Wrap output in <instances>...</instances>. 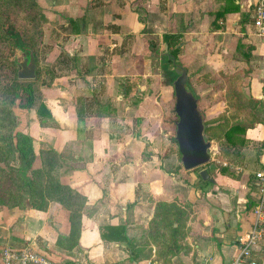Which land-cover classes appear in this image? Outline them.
<instances>
[{
	"label": "crops",
	"instance_id": "crops-1",
	"mask_svg": "<svg viewBox=\"0 0 264 264\" xmlns=\"http://www.w3.org/2000/svg\"><path fill=\"white\" fill-rule=\"evenodd\" d=\"M37 2L46 18L41 78L50 82L41 94L52 117L31 108L23 111L20 127L33 139L36 166L47 149L63 152L70 146L83 158L62 181L82 194L86 205L79 245L72 249L58 245L70 231V212L61 203L51 202L44 211L0 205V257L10 247L62 264H230L239 252L238 238L254 220V172L264 168V148L258 149L264 108L233 110L255 119L243 136L242 164L211 153V161H221L234 174L209 167L213 181H205L201 169L184 170L162 128L171 103L175 117L177 78L164 69V37H176L179 60L194 68L195 80L223 72L225 91L229 79L246 99L262 101L264 40L253 28L258 0ZM161 202L185 212L177 254L158 258L150 243V258L131 261L124 241L102 239L101 228L124 226L126 236L140 244ZM253 257L264 263V236Z\"/></svg>",
	"mask_w": 264,
	"mask_h": 264
},
{
	"label": "trees",
	"instance_id": "trees-1",
	"mask_svg": "<svg viewBox=\"0 0 264 264\" xmlns=\"http://www.w3.org/2000/svg\"><path fill=\"white\" fill-rule=\"evenodd\" d=\"M45 21V15L37 0H0V205L44 211L51 202L61 203L70 212V231L67 238L58 239V245L72 249L79 245L86 198L76 189L63 183L62 178L80 168L79 164H72L80 162L83 158L80 155L76 158L77 153L70 146L63 152L47 149L40 152V165L36 166L37 156L33 149V139L27 132L18 128L19 120L14 110V105L17 104L24 110L36 108L41 117H52L43 103L41 94L42 87L50 86V82L41 78L45 68L39 63ZM164 39L167 44L163 57L164 69L168 73L175 72L176 65H181L190 79L189 70L179 60L181 50L176 37L166 35ZM19 51L27 56L33 54L36 61L34 79L18 78L19 66L16 57ZM10 77L11 81L7 82ZM129 86L135 87L136 83H130ZM227 92L235 110L252 112L254 109L264 108L262 101L255 98L246 99L229 79ZM174 115L176 122L178 118ZM212 127L205 126V133L209 131L211 134L213 131L212 135H207V140L214 139L218 142L221 156L229 164H242L245 160L242 148L247 144V139L243 136L253 127V123H229L224 120L215 128ZM217 133L220 136H217ZM172 141L178 147L175 133ZM262 148L264 140L258 146V149ZM176 151L181 163V154L178 149ZM197 169L209 167L207 164ZM220 171L234 174L229 166L221 167ZM254 187L257 190L256 186ZM184 228V210L176 203L161 202L156 208L149 230L141 236V245H135L133 240L126 236L124 226H106L100 231L104 241H124L131 261H139L151 257L150 243L156 246L158 258L177 254L182 249L179 241L183 238Z\"/></svg>",
	"mask_w": 264,
	"mask_h": 264
},
{
	"label": "water",
	"instance_id": "water-1",
	"mask_svg": "<svg viewBox=\"0 0 264 264\" xmlns=\"http://www.w3.org/2000/svg\"><path fill=\"white\" fill-rule=\"evenodd\" d=\"M18 63V78L31 80L36 77V61L32 53L19 51L16 57ZM176 63L174 62V65ZM177 78L173 82L175 94L174 112L178 120L175 123V139L181 154V164L184 170L189 171L201 168L211 162L210 150L212 141L205 137V124L198 109V101L188 86L187 71L176 65ZM203 180L213 181L207 169L200 171Z\"/></svg>",
	"mask_w": 264,
	"mask_h": 264
},
{
	"label": "rangeland",
	"instance_id": "rangeland-1",
	"mask_svg": "<svg viewBox=\"0 0 264 264\" xmlns=\"http://www.w3.org/2000/svg\"><path fill=\"white\" fill-rule=\"evenodd\" d=\"M194 68L190 67L189 68V74H191L190 79L188 80V86L189 88L192 90L194 96L196 97L197 101H198V109L200 111V113L203 115V119H204V124L207 127L213 126L212 128H215L216 126L219 125V123L224 119L227 118L226 120L229 121V123H234L237 120L238 121H243V122H250L249 119H244V118H240L239 115L233 112V110H235L236 108L233 107V102H231V100H229V95L228 92L225 91L224 86H225V82H224V74L223 72H213L210 71L208 73H205V75L203 76V79L201 81H197L193 78L194 76ZM11 75V74H10ZM12 77V76H11ZM11 77L10 79L7 78V82L11 81ZM228 88V87H227ZM238 88V87H237ZM247 89V88H245ZM247 92V91H245ZM247 95H249V92L246 93ZM245 96V95H244ZM247 97V96H245ZM173 106L174 104L171 103L170 109H169V115L166 114L165 119H164V124L162 125L163 128V132L164 133H170L167 136V141L168 144L170 145L169 148L171 149V152L174 153L176 155L177 160H179V156L178 153L176 151V149H178V147H176V145L173 143L172 138L174 136L175 133V129L176 126L174 124V119L175 117L172 116L173 112ZM14 110L17 114V118H18V128L22 131V132H26L25 130L21 129L20 127V118L21 115L23 113V111H25L24 109H20L18 107L17 104L14 105ZM209 110L211 113H208ZM238 117V118H237ZM255 122V119L251 120V124ZM250 124V123H249ZM215 130V129H214ZM213 133V131H212ZM212 133L210 134L209 131L205 133V137L207 139V135H212ZM217 136H220L219 133H217ZM212 148L210 153L216 154L217 159H221V152L219 147H217L218 142L216 140H212ZM263 143V138L261 137V139L258 141V146L260 144ZM208 167L211 168L212 171H218L220 170V168L222 167L221 165V161L219 162H213V160L208 164Z\"/></svg>",
	"mask_w": 264,
	"mask_h": 264
},
{
	"label": "built area",
	"instance_id": "built-area-1",
	"mask_svg": "<svg viewBox=\"0 0 264 264\" xmlns=\"http://www.w3.org/2000/svg\"><path fill=\"white\" fill-rule=\"evenodd\" d=\"M254 33L264 40V0H258L253 16ZM264 104V87L261 96ZM257 199L253 209L254 220L251 228L238 238L239 252L230 264H264L253 257V250L264 236V168L254 172ZM0 261L2 264H62L30 249L21 251L5 247Z\"/></svg>",
	"mask_w": 264,
	"mask_h": 264
}]
</instances>
